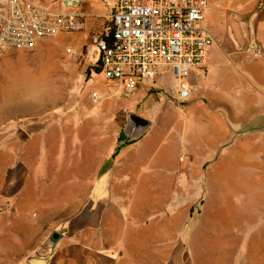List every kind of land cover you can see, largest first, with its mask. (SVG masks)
<instances>
[{
	"label": "crops",
	"instance_id": "obj_1",
	"mask_svg": "<svg viewBox=\"0 0 264 264\" xmlns=\"http://www.w3.org/2000/svg\"><path fill=\"white\" fill-rule=\"evenodd\" d=\"M208 3L213 45L190 76L192 98L177 107L159 79L123 108L153 117L126 144L108 119L64 112L72 95L55 90L45 66L41 76L0 77V193L19 169L33 187L28 173L45 158L58 184L45 193L70 194L54 206L71 212L62 239L25 264H235L242 254L264 264V0ZM106 19H87L83 35L103 33ZM23 53H6L0 71ZM41 145L56 153L38 154Z\"/></svg>",
	"mask_w": 264,
	"mask_h": 264
},
{
	"label": "built area",
	"instance_id": "obj_2",
	"mask_svg": "<svg viewBox=\"0 0 264 264\" xmlns=\"http://www.w3.org/2000/svg\"><path fill=\"white\" fill-rule=\"evenodd\" d=\"M208 5V0H111L112 26L91 38L99 54L93 64L128 93L153 88L167 74L176 81L178 102L186 103L194 90L190 76L203 68L213 45L205 25ZM86 16L85 0H0V59L81 30ZM103 100V94H92L95 104ZM180 160L190 168L187 155Z\"/></svg>",
	"mask_w": 264,
	"mask_h": 264
},
{
	"label": "rangeland",
	"instance_id": "obj_3",
	"mask_svg": "<svg viewBox=\"0 0 264 264\" xmlns=\"http://www.w3.org/2000/svg\"><path fill=\"white\" fill-rule=\"evenodd\" d=\"M86 5L85 23L87 19L96 23L105 20V14L111 10V0H91ZM105 24L110 27L111 19H106ZM84 32H86L85 27L61 34L25 50V53L15 56L1 69L0 77H13L25 72L36 76L45 66L48 69L47 77L51 78L50 82L54 84L55 90L64 97L72 95V109L68 111L63 109L64 112H72L79 122L93 119L97 123H103L104 119H108L112 134L122 128L120 136L128 139L124 131L127 113L123 108L132 102L134 97L144 90H150L151 87H139L133 93H128L125 87L114 86L106 80L100 66L92 62H97L99 59L97 50L91 52L93 50L91 38L95 33L89 32L83 35ZM91 54L92 60L88 57ZM159 86L172 103L183 109V104L177 100V84L173 77L162 74ZM94 92L103 94L105 100L100 104H94L92 102ZM108 95L112 97L106 99ZM132 110L137 109L134 106ZM137 111L141 116L153 120L145 110ZM55 113L60 117L63 114L61 110ZM177 115L183 120L182 113L177 112ZM56 148L47 149L45 145H41L37 147V152L42 156L54 155ZM68 149L70 145L67 147L63 144L59 153L65 156L70 152ZM183 151L185 150H182L181 155L184 154ZM48 165L47 159L42 158V161H36L31 166L32 174L28 173V175L31 181L35 182L33 187L29 185L24 187L20 169L17 172L12 171L11 186L0 193V264H25L31 255L49 249L51 246L49 237L54 231L62 233L69 228L64 225V219L69 218L70 210L56 209L54 206L60 202H69L70 194L45 193L46 190L51 189V185L52 189H58L56 178L51 174ZM179 165L181 170H185L181 166L180 158ZM16 174L17 177H14ZM38 263L34 261L32 264ZM206 263L215 264V259L209 257ZM235 264H263V258L258 255L248 257L242 254L235 258Z\"/></svg>",
	"mask_w": 264,
	"mask_h": 264
},
{
	"label": "water",
	"instance_id": "obj_4",
	"mask_svg": "<svg viewBox=\"0 0 264 264\" xmlns=\"http://www.w3.org/2000/svg\"><path fill=\"white\" fill-rule=\"evenodd\" d=\"M150 125L151 123L148 119L143 118L133 112L128 113L125 127L127 138L135 139L140 137ZM62 237V233L54 231L49 237V242L52 245H56L62 239Z\"/></svg>",
	"mask_w": 264,
	"mask_h": 264
},
{
	"label": "trees",
	"instance_id": "obj_5",
	"mask_svg": "<svg viewBox=\"0 0 264 264\" xmlns=\"http://www.w3.org/2000/svg\"><path fill=\"white\" fill-rule=\"evenodd\" d=\"M111 26H112V24H111ZM119 142H120V144L121 143H124V144L128 143V141L126 140V138L125 137L122 138V136L119 137Z\"/></svg>",
	"mask_w": 264,
	"mask_h": 264
},
{
	"label": "bare ground",
	"instance_id": "obj_6",
	"mask_svg": "<svg viewBox=\"0 0 264 264\" xmlns=\"http://www.w3.org/2000/svg\"><path fill=\"white\" fill-rule=\"evenodd\" d=\"M40 68V67H39ZM46 70H48L47 68H46ZM47 73V72H46ZM42 74V73H41ZM41 74H40V76H41Z\"/></svg>",
	"mask_w": 264,
	"mask_h": 264
}]
</instances>
